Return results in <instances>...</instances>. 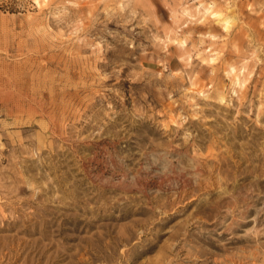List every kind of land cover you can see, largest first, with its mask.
<instances>
[{
  "label": "rangeland",
  "instance_id": "obj_1",
  "mask_svg": "<svg viewBox=\"0 0 264 264\" xmlns=\"http://www.w3.org/2000/svg\"><path fill=\"white\" fill-rule=\"evenodd\" d=\"M17 232L56 264H264V0H0Z\"/></svg>",
  "mask_w": 264,
  "mask_h": 264
},
{
  "label": "bare ground",
  "instance_id": "obj_2",
  "mask_svg": "<svg viewBox=\"0 0 264 264\" xmlns=\"http://www.w3.org/2000/svg\"><path fill=\"white\" fill-rule=\"evenodd\" d=\"M224 22L228 23L229 21L226 20V18H225ZM247 79H248V77H247ZM245 88H246V86H245ZM29 221H31V219H29ZM26 231H28V230L25 229L24 232H26ZM33 231H30V232H32V234L35 235V233ZM24 239L19 238L18 232L16 233V235L14 237L6 238L5 240L3 239V241H4L3 243H1L2 239H0V248H1V250H0V264H2V262H4V261H7L6 264H15L18 261V259L21 258L24 254H25V256H24V260H23L22 264H42L44 261H45V264H56L57 262H59V261L61 262L62 260H64L63 258L61 259V256L65 254L67 248L61 244L52 243L51 241H52V239H55V237H53L52 239H49L48 236L41 234V236L39 238L38 237L33 238V240H24ZM47 240H50V243H48V242L43 243L44 241H47ZM16 241L18 243H16ZM119 244L120 243H115V247L112 248L113 252ZM98 247H100V246H98ZM5 249H8L9 251L4 252ZM74 249H75L74 254L64 256V257H66L65 258L66 260L69 259L68 264H74L75 259H77L78 257H80L82 255L81 254L82 249L84 250V248H82L81 246H75ZM49 250L52 252L47 253ZM90 251H91V249H89V248H87L85 250L86 253H90ZM94 259L95 258L90 257L87 259V262L94 263Z\"/></svg>",
  "mask_w": 264,
  "mask_h": 264
}]
</instances>
